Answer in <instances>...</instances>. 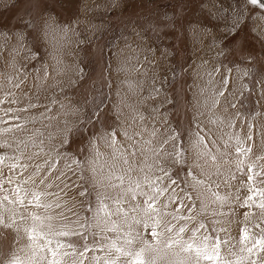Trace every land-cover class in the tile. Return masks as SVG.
<instances>
[{
	"label": "snow or ice",
	"instance_id": "1",
	"mask_svg": "<svg viewBox=\"0 0 264 264\" xmlns=\"http://www.w3.org/2000/svg\"><path fill=\"white\" fill-rule=\"evenodd\" d=\"M247 2L264 8V0ZM208 3L216 8L215 0ZM226 11H209L206 22L216 29L220 24L212 20H223L225 32H231L243 14L234 10L229 24ZM3 35L0 48H7L11 37ZM36 39L26 49L28 60L40 59ZM26 40L20 33L21 46L4 58L8 67L14 69ZM60 64H40L27 89L22 87L27 73L21 78L16 71H0L6 81L0 82V235L11 233L14 245L4 264H264V119H259L264 113L241 111L237 93L243 97L249 86L237 88L231 68L219 62L207 73L196 109L203 118L193 116L187 129L169 128L164 135L156 128L135 130L144 120L138 108L132 109L133 123L120 121L119 131L106 125L99 100L92 115L104 131L92 140H103L111 152L93 143L91 154L80 159L70 149L82 109L70 96L48 91L63 89L56 79ZM77 72L81 80L69 78L68 87L82 82L83 69ZM123 83L141 103L159 94L151 87L144 97L136 82ZM257 84L259 103L264 79ZM42 94L46 104L39 103ZM24 99L22 107H12ZM126 100L127 95L117 105L121 113L130 107ZM167 118L165 113L162 119ZM64 145L68 149L58 150ZM254 206L256 211L249 210ZM241 213L242 221L236 218Z\"/></svg>",
	"mask_w": 264,
	"mask_h": 264
},
{
	"label": "rangeland",
	"instance_id": "2",
	"mask_svg": "<svg viewBox=\"0 0 264 264\" xmlns=\"http://www.w3.org/2000/svg\"><path fill=\"white\" fill-rule=\"evenodd\" d=\"M227 1L231 4L228 6L232 8V12H242L246 23L244 25L243 22L236 31L240 34L222 38L225 30L219 32L215 44L216 54L218 60L222 59L229 64L228 68L244 66L243 69L237 66L233 69L235 72L230 73V79L237 88L242 84L249 86L248 89H243V97L237 93L238 99L243 102L241 111L249 116L257 111L264 113V100H259L258 103L260 85L257 84L258 80L264 79V70H261L264 68L263 48L258 43L255 30L247 29L256 24L254 20L258 10L251 8L246 0ZM201 3L199 0H0V45L4 43L3 34L7 33L11 37L8 47L0 48V71H16L21 78L27 73L28 79L22 86L27 89L33 85L35 69L40 64L47 61L55 66L57 60L61 61L58 66L59 75H56V69L49 71L56 75L63 89L56 87L49 88L48 91H54L57 97L70 96L74 106L82 109L78 114L79 131L73 132L70 149L80 159H86L91 154L93 143L98 145L101 152H111L103 140H92L94 135L99 137L104 131L92 115L93 105L101 99L104 100L101 115L105 124L115 126L118 131L120 121L133 123L134 108H138L144 117L142 126L135 128L137 131H142L143 127H147L149 131L156 128L159 135H164L169 128L180 129L182 125L187 129L193 116L198 120L203 118L196 111L197 106L203 103L200 89L206 85L208 69L212 70L218 64L217 58L212 62L214 57L211 55L205 58L207 63L199 62L201 52L197 49L202 51L205 43L199 47L197 44L193 45V41L187 44L197 32L192 29V24H199L206 17L205 14H199ZM223 9L225 7L221 10ZM229 11L224 12V15L230 16ZM263 17L259 18L260 26L255 28L261 29L264 36ZM29 21L32 26L26 27ZM20 33H24L27 40L23 45L25 50L15 57L13 69L5 64L4 58L11 59L13 49L21 46ZM36 38L40 59L28 60L25 58L28 55L26 49L37 43ZM167 47L172 48L171 51ZM220 49L224 50L223 56L218 55ZM213 52L215 51L212 54ZM257 58L261 64L255 62L254 59ZM133 67L137 71H132ZM78 69H83L84 72L82 82L78 87H68L69 78L81 80ZM245 70L248 75H244ZM216 75L219 76V73ZM126 79L138 84L136 91L141 96L149 97L151 87H155L159 94L153 93L150 99L141 103L139 96L130 92L123 83ZM0 82L6 81L0 77ZM32 94H35V89H32ZM125 95L130 107L123 108L121 113L117 105ZM165 98L167 102H164ZM24 103L26 99L20 105L12 107H22ZM39 103H47L43 94ZM200 111L204 109L201 108ZM165 113H168L167 120L162 119ZM68 119L75 122L77 116L69 114ZM243 119L242 116L241 121ZM259 119H264V116ZM89 120L92 121L91 124L88 123ZM36 126L40 127V124L37 123ZM60 126L63 127V124ZM51 130L55 131V127ZM235 130L239 131V128ZM223 131L230 132L232 129L224 128ZM119 139L124 141L123 135ZM54 140L58 143L59 137H54ZM65 149H68L67 145L58 150ZM244 182L246 183V177ZM224 191L222 188L221 193ZM92 200L94 206V194ZM249 210L256 211L255 206ZM236 218L242 221L243 214ZM233 235H236L235 227ZM13 247L11 233H7L6 238L0 235V264H4Z\"/></svg>",
	"mask_w": 264,
	"mask_h": 264
},
{
	"label": "crops",
	"instance_id": "3",
	"mask_svg": "<svg viewBox=\"0 0 264 264\" xmlns=\"http://www.w3.org/2000/svg\"><path fill=\"white\" fill-rule=\"evenodd\" d=\"M199 1L202 2L201 3V6L202 7L199 6V14L200 15L205 14L206 17L199 24H197V23H193L192 24V26H191L192 29L196 30L198 33L195 32V34L192 36V40H189L187 42V44L189 45L190 42L193 41V45L197 44V46L199 47L200 44L205 43V44L202 45L203 47L201 49L204 48L202 51L199 50V49H197V51H200L201 52V56H200L201 60L199 61L200 63H203V62L204 63H207V59H205V58H207V57H209V55H211V57H214V60H212V62L213 61H216V58H217L216 63L222 62L225 65H227V63L223 62L222 59L218 60L219 58L217 57V54H216V45H215V44H217V37L219 35V32H221V31L224 30V27H223L224 21L223 20H215V19H213L212 20L213 23L220 24V27L219 28H216V29L211 28V26L206 21H207V19H211V17L208 16V12L209 11L215 12L214 9H222V7H225V9H227V11L230 10L229 13L231 15L228 16L229 17L228 23L231 24V22H232L231 21V17H232L233 12L231 11L232 8L230 6H228V5H231V4H229V2L227 0H215L216 8H212L211 5L208 3V0H203V1L202 0H199ZM246 3L248 4L247 0H246ZM251 8H253V9L255 8L256 10H258V14L256 13L257 16L255 17V20H254V22L256 24L255 25H252V27L251 26L250 27L248 26L247 29H254L255 30L256 35L258 37L257 40L259 41L258 43L261 44V46L263 48V52L262 53H264V40H263L264 36L262 34V30L259 29V28L256 30V28H255V27H259L260 26L259 18H262V16H264V13L261 12L259 10V8H257L256 6H253ZM263 19H264V17H263ZM243 20L244 19H242L241 22H240V25L237 28H234L231 32H224L223 35H222V38H227L228 36H230L232 34H235L236 35L238 33L236 31H238V28H240V26L243 25L242 23L244 22V25L246 23V21H243ZM187 24H186V26H187ZM188 26H190V25H188ZM244 29H246V28H244ZM238 34H240V33H238ZM235 35H234V37H235ZM213 37H215V40L213 39ZM131 42H132V38H131ZM167 48H169V47H167ZM171 49L172 48H169L170 51H171ZM204 50H208V51L205 52ZM212 51H215V52H213V54H212ZM258 53H260L262 55L261 51H259ZM254 55H257V54L254 53ZM254 60H255L256 63L261 64V62H259V58L254 59ZM256 63H255V65H256ZM237 66L240 67V68H242V69L244 67L243 65H237ZM237 66H234V68L237 67ZM234 68H232L231 71H234L235 72V70H233ZM261 70H264V68H261ZM209 71H211V70L208 69V72ZM171 96L173 97L172 94H171Z\"/></svg>",
	"mask_w": 264,
	"mask_h": 264
},
{
	"label": "bare ground",
	"instance_id": "4",
	"mask_svg": "<svg viewBox=\"0 0 264 264\" xmlns=\"http://www.w3.org/2000/svg\"><path fill=\"white\" fill-rule=\"evenodd\" d=\"M249 4H250V3H249ZM250 6H252V7H253V5H250ZM256 7H257V8H259L260 10L264 11V9H263V8H261V7H259L258 5H256Z\"/></svg>",
	"mask_w": 264,
	"mask_h": 264
},
{
	"label": "water",
	"instance_id": "5",
	"mask_svg": "<svg viewBox=\"0 0 264 264\" xmlns=\"http://www.w3.org/2000/svg\"><path fill=\"white\" fill-rule=\"evenodd\" d=\"M264 9V8H263Z\"/></svg>",
	"mask_w": 264,
	"mask_h": 264
}]
</instances>
